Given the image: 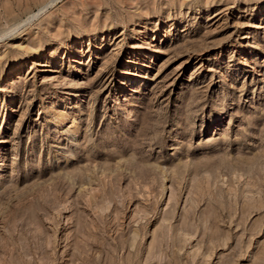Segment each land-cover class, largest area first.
Listing matches in <instances>:
<instances>
[{"label": "rangeland", "instance_id": "rangeland-1", "mask_svg": "<svg viewBox=\"0 0 264 264\" xmlns=\"http://www.w3.org/2000/svg\"><path fill=\"white\" fill-rule=\"evenodd\" d=\"M0 264H264V0H0Z\"/></svg>", "mask_w": 264, "mask_h": 264}]
</instances>
